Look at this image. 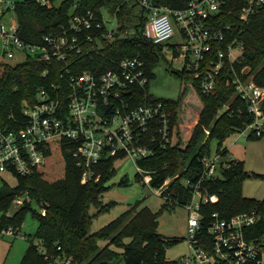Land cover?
<instances>
[{"label":"trees","instance_id":"trees-1","mask_svg":"<svg viewBox=\"0 0 264 264\" xmlns=\"http://www.w3.org/2000/svg\"><path fill=\"white\" fill-rule=\"evenodd\" d=\"M51 0V5L39 4L36 0L15 1L14 12L17 19V32L26 44H41L43 37L59 33L74 13H84L106 7L123 22H133L137 31L105 45L89 56L78 55L74 72L107 69L113 60L123 56L139 55L145 63L148 78L153 75V67L162 53V46L154 44L143 36L138 27L145 22L143 10L133 11L135 4L127 0ZM159 6L173 9L186 7L190 0H152ZM246 0H224L222 9L212 16L209 26L221 31L224 46L232 40L243 46V60L236 64L237 70L247 68L245 77L252 76L256 84L264 87V3L247 20L239 17L240 8ZM78 6L75 7V4ZM62 64L55 60H38L27 53L26 59L16 65L3 63L0 69V127L18 130L25 124L23 106L36 100L38 91L49 89L52 83L60 84ZM46 72V73H45ZM179 78L192 85L201 102V108H184L186 88L176 98H156L142 90L145 102L161 101L169 111L171 121V141L155 156L139 160V164L154 171L151 187H160L170 179L167 190L171 195L166 205H184L192 196L193 185L206 188L218 195L215 203H206L201 212L205 219L217 212L220 217H229L243 211H257L259 220L252 227L253 237H264V199L257 200L242 194V183L251 174L245 171L243 161L227 157L228 167L221 168L220 174L200 181L204 173L203 161L212 155V141H216V154L228 155L224 141L233 133L241 132L251 122L247 111L248 103L236 94L235 88L224 83L212 95L201 92L197 78L184 69L174 71ZM45 73V74H44ZM231 100V101H230ZM225 103L229 107L222 110ZM264 110V101L262 103ZM184 117L188 137L181 130V117ZM249 138H257L248 135ZM73 146L62 148L64 174L53 181L43 179V171L38 169L30 176L17 175V184L0 190V210L7 211L14 200L26 195L20 209L13 217L0 218V230L12 226L17 232L22 215L30 211L37 220L34 237L40 243L29 244L19 264H49V258L65 256L72 264H178L168 259L165 247L177 239L165 240L157 231V214L148 209H128L95 232H91L92 206L107 209L102 202V194L108 188L105 181L115 173L114 159H106L96 169L94 179L82 183V170L77 167L73 156ZM138 174V173H137ZM186 181V182H185ZM189 181V182H187ZM162 197V196H161ZM38 207L33 208L32 205ZM130 237L129 242L124 238ZM106 240L100 246L99 240Z\"/></svg>","mask_w":264,"mask_h":264},{"label":"built area","instance_id":"built-area-1","mask_svg":"<svg viewBox=\"0 0 264 264\" xmlns=\"http://www.w3.org/2000/svg\"><path fill=\"white\" fill-rule=\"evenodd\" d=\"M36 1L51 5V0ZM127 3L143 10L145 22L138 29L154 44L166 45L175 34L174 20L183 36L181 44L172 45L174 59L178 58L182 69L197 78L201 92L206 95L215 94L223 83L233 86L236 94L248 103L247 111L252 117L245 127L249 129L248 135H264V87L256 84L252 76H244L247 68L237 70L236 64L243 60V46L236 40L220 46L225 41L222 32L209 26L224 0H190L186 7L177 9L156 5L152 0H127ZM263 3L264 0H246L240 8V19L247 20ZM14 6L13 1L0 0V36L8 47L4 54L13 58L11 46H14L38 60L60 62L62 82L39 90L35 102L23 106L26 121L22 128L0 127V172L30 176L54 149L62 153V148L69 144L74 148L76 165L82 170V183L94 179L96 169L106 159L128 158L135 163L143 184L151 187L155 172L141 166L139 160L155 156L166 147L172 130L170 114L163 103L145 102L142 90L149 78L144 61L139 55H127L113 60L103 71L74 72L76 56L91 59L105 45L130 36L137 28L123 24L114 13L112 24L116 27L109 29L102 14L106 7H102L72 14L59 33L47 34L41 44L31 45L19 37L17 24L7 27L3 21L5 12ZM228 107L225 103L222 110ZM220 156L204 159L200 181L228 167L226 160H219ZM169 180L151 189L172 203L170 193L165 192ZM217 201L216 193L199 187V183L193 185L192 196L183 205L188 212V252L177 263L264 264V237L252 234V227L259 220L258 212L243 211L229 217L213 212L204 220L202 206ZM22 202L20 197L14 200L19 205ZM2 231L17 234L10 227ZM49 264H72V261L65 256L50 257Z\"/></svg>","mask_w":264,"mask_h":264},{"label":"rangeland","instance_id":"rangeland-1","mask_svg":"<svg viewBox=\"0 0 264 264\" xmlns=\"http://www.w3.org/2000/svg\"><path fill=\"white\" fill-rule=\"evenodd\" d=\"M18 1V0H7ZM58 0L56 3H60ZM134 15L139 14V7L133 11ZM102 14L108 23V28L113 29L116 26L115 15L108 9L103 8ZM3 21L7 27L15 26L17 19L12 8L8 9L3 15ZM137 20L133 18L132 23L125 24L132 27ZM133 24V25H132ZM175 34L162 46V53L157 64L153 67V75L148 81L147 91L156 98H178L186 88L184 97V108H193L196 110L201 108V102L195 88L175 74L174 71H180L183 67L181 61L174 57L173 44H181L183 36L178 25L173 20ZM8 47L4 45L3 37L0 36V69L3 63L16 65L26 59L27 52L14 46V57L9 58L4 54ZM181 130L184 138L188 137V129L186 128L184 117L180 119ZM249 129L231 134L225 141L224 146L228 148V155H221L219 160H227L228 156L243 161L245 171L251 174L242 183V194L249 198L257 200L264 199V135L257 138H249ZM216 141H212V155H216ZM115 173L110 176L105 185L108 188L102 194V202L108 205L107 209L101 210L100 207L92 206L90 213L92 214L91 232H95L108 222L115 219L121 213L128 209L136 210L148 209L152 213L157 214V231L165 240L177 239V242L168 244L165 247V255L168 259L179 260L182 255L188 252L187 237V209L180 204L166 205L165 199L147 184H143L141 178L137 174L135 163L128 158H119L114 160ZM43 171V179L53 181L60 178L64 174V159L60 149L56 148L48 157L47 161L41 166ZM216 175H221L217 171ZM17 184V175L11 171L0 172V190L3 187H13ZM26 195H21L20 199L24 200ZM21 204L14 203L7 211L0 210V218L2 216L13 217L20 209ZM33 208L38 207L33 203ZM264 218V215H263ZM37 220L30 211L22 215L21 221L17 229V234L13 235L7 232H0V264H19L29 244L40 243L34 233L37 229ZM12 228V226H10ZM125 242L130 241V237L124 238ZM106 240L100 239V246L105 245ZM116 264H124L118 261Z\"/></svg>","mask_w":264,"mask_h":264}]
</instances>
